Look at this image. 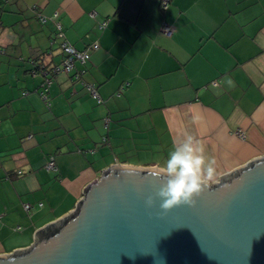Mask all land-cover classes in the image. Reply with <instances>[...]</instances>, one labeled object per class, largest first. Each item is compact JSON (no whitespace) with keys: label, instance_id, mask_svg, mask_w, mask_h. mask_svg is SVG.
<instances>
[{"label":"crops","instance_id":"0c3cea01","mask_svg":"<svg viewBox=\"0 0 264 264\" xmlns=\"http://www.w3.org/2000/svg\"><path fill=\"white\" fill-rule=\"evenodd\" d=\"M63 40L89 52L83 79L101 102L73 73L53 76ZM1 49V256L74 213L112 166L159 170L186 133L215 157V182L264 157V0H0Z\"/></svg>","mask_w":264,"mask_h":264},{"label":"water","instance_id":"95a60500","mask_svg":"<svg viewBox=\"0 0 264 264\" xmlns=\"http://www.w3.org/2000/svg\"><path fill=\"white\" fill-rule=\"evenodd\" d=\"M154 171L107 169L74 213L0 264H264V157L209 183L194 206L168 211Z\"/></svg>","mask_w":264,"mask_h":264},{"label":"clouds","instance_id":"9594fccd","mask_svg":"<svg viewBox=\"0 0 264 264\" xmlns=\"http://www.w3.org/2000/svg\"><path fill=\"white\" fill-rule=\"evenodd\" d=\"M216 165L215 157L206 156L200 141L186 133L183 140L173 146L159 170L152 173L166 181L158 192L161 209L168 211L181 204L194 206V198L209 182H215ZM146 204L151 206L153 199L149 197Z\"/></svg>","mask_w":264,"mask_h":264},{"label":"built area","instance_id":"2783aa9c","mask_svg":"<svg viewBox=\"0 0 264 264\" xmlns=\"http://www.w3.org/2000/svg\"><path fill=\"white\" fill-rule=\"evenodd\" d=\"M159 2H160V6H161L162 10H167L170 3H171V0H159ZM90 15H91V17H96L97 13H96V11H92L90 13ZM38 16H39V19L41 21L46 20V17L44 15L39 14ZM108 21H109V18H106L103 21H101L99 24L100 27L102 29L106 28V26L108 25ZM57 26H58V36L63 37L64 33L61 30L60 24L58 23ZM163 31H164V33L170 35L173 32V27L167 23H164ZM90 47L92 49H97L99 47V43L94 42L90 45ZM61 48H62L64 56H63L61 64L52 69L51 72H52L53 76L56 75L57 73H60V72L73 73L74 77L77 80H79L81 82V84L84 85L89 90L91 95L94 98H96L99 102H101L102 100L100 98V95L98 93L96 85L89 83L83 79V75L86 72L85 66H86V64L89 60V57H90L89 52L87 50L76 49L71 43H69L66 40H63L61 42ZM0 51H3V50L1 49ZM78 62L81 65H83V67L80 69L77 68V65H76V63H78ZM39 70H40V73L45 77V80L41 84V87L39 89V93H40L42 99L47 103V105H50L48 92H49V87L52 83V77H50L51 72L45 67H40ZM37 72H38L37 70H33V73H37ZM236 134L241 138H245V133L242 129H238L236 131ZM44 168L48 171L56 170L57 165H56V159H55L54 155H51L48 157V159L44 165ZM29 207H30L29 204L25 205L26 209H29Z\"/></svg>","mask_w":264,"mask_h":264}]
</instances>
